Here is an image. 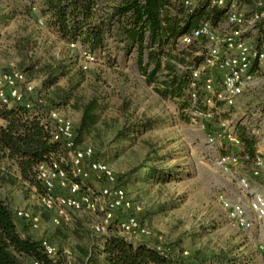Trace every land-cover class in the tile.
<instances>
[{"label":"rangeland","instance_id":"1","mask_svg":"<svg viewBox=\"0 0 264 264\" xmlns=\"http://www.w3.org/2000/svg\"><path fill=\"white\" fill-rule=\"evenodd\" d=\"M193 1L196 5L200 0ZM29 6L27 0H0V66L4 70H23L20 67L23 57L19 53L18 43L29 37L30 45L25 50L29 59L25 63L33 58L41 64L48 62L67 66V75L60 78L58 84L70 90L72 98L68 105L56 110L78 127L82 112L73 107L76 102L82 104L97 98L104 107L100 110V121L93 134L82 136L79 145L92 147L96 158L108 163L117 175L129 173L136 164L135 154L138 152L143 156L145 152L140 140L127 147L119 157L109 155L115 150L113 124L120 115L118 108L127 103L126 115L131 120L159 119V124L144 138L154 141L156 148L165 146V150L174 154L173 159L163 163L189 172L188 176L167 184L144 183L140 180L141 174L127 175L120 181L129 198L142 205L140 219L151 232L149 236L136 238L126 235L118 227L117 219L129 213L122 209L116 212L117 219L106 233L96 234L92 230L102 218L101 198L96 212L71 210L61 224L56 225L51 214L42 207L36 186L3 184L0 195L14 210L27 211L39 217V229L35 236L54 242L57 248L54 260L57 264H106L98 250L105 238L113 233L129 240L159 242L176 251L185 250L195 259L199 253L210 255L224 252L242 258L244 264H264V220L251 231L241 230L228 219L221 202L222 196L245 200L251 198L250 192L241 191L234 176L248 177L252 192L263 193L264 178L252 177V162L242 160L231 168V174L224 173L216 163V158L223 153L249 152V149L257 153L264 150V85L245 92L234 107L215 109L214 119L206 122L215 128L219 118L238 113V117H243L237 125V133L243 144L234 147L218 138L214 146H209L206 136L211 128L207 130L192 124L190 120L192 114L188 88L181 99L162 98L152 86L147 85L134 65V57L124 60L119 56L111 64L113 57L96 53V62L82 69L84 60L79 55V49L59 40L43 22L38 9H30ZM254 6L242 0L239 4L247 13ZM225 27V20L217 25L219 29ZM260 29L264 32L262 24ZM178 40L175 42L179 50L178 58L173 63L177 74L181 76L189 74L192 65L202 62L203 48L197 45L192 48V55H188L184 52L188 48L183 47ZM41 66L35 68L34 75L25 72L36 86L37 93L45 79ZM94 185L97 190L99 184ZM64 250H70L71 255L65 254Z\"/></svg>","mask_w":264,"mask_h":264},{"label":"trees","instance_id":"2","mask_svg":"<svg viewBox=\"0 0 264 264\" xmlns=\"http://www.w3.org/2000/svg\"><path fill=\"white\" fill-rule=\"evenodd\" d=\"M185 1L187 0H27V4L30 9H38L43 22L59 40L68 44L79 43L95 54H107L113 57L111 64L119 56L124 60L134 57V65L147 85L152 86L159 96L181 99L186 88L190 97L191 71L180 76L175 70L173 62L178 58L179 51L176 40H180L182 35L205 21L217 28L219 22L225 20L226 10V7L211 4L210 0H200L196 5L190 0L191 6L186 5ZM242 1L254 5L256 2ZM30 41L26 37L18 43L19 53L23 57L20 67L24 69L17 70L34 75L35 68L42 65L40 70L45 79L37 93L41 99V103L37 105L39 113L16 103L8 106L0 100V187L5 183L36 186L41 197L44 188L38 179L39 166L50 164L54 160L62 161L65 156L62 144L52 139L42 118L50 110L68 105L72 96L70 90L58 84L60 78L68 73L65 64H41L33 58L25 63L29 59L25 50ZM197 45L202 48L196 42L183 46L188 48L184 52L192 55V48ZM27 79L32 81L28 77ZM197 92L201 100L203 92L200 89ZM190 101L191 108V97ZM73 107L82 112L80 124L75 126L76 140L79 143L82 136L93 134L100 121V110L104 107L97 98L82 104L76 102ZM127 108V103L118 108L120 115L113 124L115 150L109 155L119 157L127 147L137 144L139 140L145 152L143 156L138 152L135 154V166L129 173L117 175L118 183L132 174H141L140 180L149 184H167L188 176L187 170L163 163L174 158L172 152L165 150V146L156 148L154 141L144 138L159 124V119L131 120L126 115ZM209 128L210 125L207 130ZM240 153L248 154L250 160L244 161L253 164L255 153L252 149ZM17 212L0 195V264H33L35 261L39 264H57L54 258L43 251L42 239L35 236L38 230L32 229L25 219L19 218ZM159 244L129 240L113 233L105 238L98 251L106 264H244L242 258L230 253H199L195 259L191 254H185V250L176 251L162 244L165 250L161 251L157 247Z\"/></svg>","mask_w":264,"mask_h":264},{"label":"built area","instance_id":"3","mask_svg":"<svg viewBox=\"0 0 264 264\" xmlns=\"http://www.w3.org/2000/svg\"><path fill=\"white\" fill-rule=\"evenodd\" d=\"M210 2L226 7V27L217 29L205 21L180 38L182 46L198 42L203 48L202 62L190 67V120L192 124L206 129L209 125L206 122L214 119L215 109L234 107L245 92L264 85V32L260 29L261 24L264 26V0H256L250 13L239 7V0ZM185 3L188 6L192 4L190 0ZM70 46L79 49V55L84 60L83 69L96 62L97 56L91 50L75 42ZM198 89L203 92L201 100ZM0 100L8 106L16 103L39 113L37 105L41 99L37 96L36 86L20 70H4L0 66ZM242 118L238 117V113L219 118L216 129L211 128L206 136L207 144L214 146L218 138H222L231 146H241L237 125ZM42 122L52 139L60 142L65 151L62 161L41 164L38 169V179L44 188L42 207L51 214L52 221L56 225L61 224L71 210L94 213L101 201L102 218L92 227L96 234L106 233L117 219L116 212L122 209L129 213L117 219L121 231L135 238L149 236V227L140 219L142 205L129 198L125 187L118 183L117 174L108 163L96 158L92 147L77 143L74 123L56 109L50 110ZM242 160H250L249 155L223 153L216 158V163L224 173L231 174V168ZM252 161V177L264 178V150L255 153ZM234 178L242 192L251 193V198L222 196L221 202L234 226L251 231L264 220V193L252 192L248 177L237 175ZM95 182L99 184L97 190ZM17 215L25 219L32 229H39V217L27 211H18ZM41 247L47 256H56L57 248L50 239L42 238ZM157 247L165 250L161 244ZM64 252L67 255L72 253L70 250ZM33 264L39 263L35 261Z\"/></svg>","mask_w":264,"mask_h":264},{"label":"crops","instance_id":"4","mask_svg":"<svg viewBox=\"0 0 264 264\" xmlns=\"http://www.w3.org/2000/svg\"><path fill=\"white\" fill-rule=\"evenodd\" d=\"M217 29H219V28H217Z\"/></svg>","mask_w":264,"mask_h":264}]
</instances>
